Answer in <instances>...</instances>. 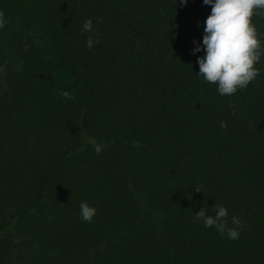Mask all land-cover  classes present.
I'll return each mask as SVG.
<instances>
[{"label": "trees", "instance_id": "1", "mask_svg": "<svg viewBox=\"0 0 264 264\" xmlns=\"http://www.w3.org/2000/svg\"><path fill=\"white\" fill-rule=\"evenodd\" d=\"M209 11L0 0V264H264V55L217 94L190 52ZM213 203L241 220L236 239L194 219Z\"/></svg>", "mask_w": 264, "mask_h": 264}, {"label": "clouds", "instance_id": "2", "mask_svg": "<svg viewBox=\"0 0 264 264\" xmlns=\"http://www.w3.org/2000/svg\"><path fill=\"white\" fill-rule=\"evenodd\" d=\"M186 2L187 0H179L180 6ZM202 3L210 5V11L203 21L200 42L193 39L194 47L190 50L194 54L203 49V54L196 57V76L202 77L205 82L215 83L217 94L231 95L237 89H244L259 73L255 65L264 55V45L261 43L264 33L258 34L251 18L254 15L264 16V0H202ZM2 24L3 21L0 20V26ZM81 30H93L91 18L82 22ZM94 42L98 43V38L88 36L85 46L91 48ZM60 95L67 97L68 93L64 91ZM220 127H225L223 121H220ZM87 142L96 153L103 147L92 137H88ZM195 189L199 190L198 187ZM78 208L79 218L84 221H91L96 212L95 207L90 206L87 201H81ZM206 212L210 214L206 215ZM193 214L194 219L205 228H215L228 239H236L243 227L241 220L235 215L231 216L229 226L226 219L228 210L222 203H213L210 207L201 206Z\"/></svg>", "mask_w": 264, "mask_h": 264}]
</instances>
